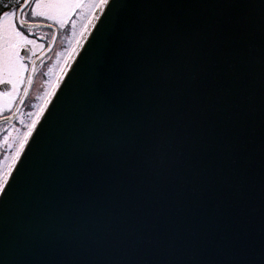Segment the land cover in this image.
I'll return each mask as SVG.
<instances>
[{
    "label": "water",
    "instance_id": "obj_1",
    "mask_svg": "<svg viewBox=\"0 0 264 264\" xmlns=\"http://www.w3.org/2000/svg\"><path fill=\"white\" fill-rule=\"evenodd\" d=\"M116 4L0 195V264H264L260 0ZM177 19L224 43L172 73Z\"/></svg>",
    "mask_w": 264,
    "mask_h": 264
},
{
    "label": "snow or ice",
    "instance_id": "obj_2",
    "mask_svg": "<svg viewBox=\"0 0 264 264\" xmlns=\"http://www.w3.org/2000/svg\"><path fill=\"white\" fill-rule=\"evenodd\" d=\"M264 9V0H260ZM116 0H0V149L4 157L0 159V195H7L12 182L17 179L14 170L19 171L22 154L30 147L34 133L39 135L38 125L51 114L50 105L55 107L53 98L59 99L57 90L68 74L85 42L89 37L102 44L104 36L101 26L105 25L114 9ZM243 22L237 31L243 32ZM46 30V31H45ZM174 49L167 53L166 71L176 73L190 68L182 62L193 42L207 41L210 50L224 43L223 37L205 21L193 24L177 19L172 22ZM260 57L264 63V22L261 25ZM67 47L56 51L57 41ZM90 42V41H89ZM55 56L54 64L49 63ZM47 67V71H42ZM57 68L53 78V69ZM75 69H73L74 71ZM40 75L43 91L37 95V104L32 111L25 112L29 91ZM200 108L199 98L194 99L192 112ZM5 113H8L5 115ZM19 121L17 128L14 121ZM167 136H160L154 144L158 151L165 150Z\"/></svg>",
    "mask_w": 264,
    "mask_h": 264
},
{
    "label": "rangeland",
    "instance_id": "obj_3",
    "mask_svg": "<svg viewBox=\"0 0 264 264\" xmlns=\"http://www.w3.org/2000/svg\"><path fill=\"white\" fill-rule=\"evenodd\" d=\"M64 47H67V44H66V42L65 43H61V41H57V46H56V51H60V50H62V48H64ZM55 56L53 55V57H52V61H50L49 63H52V64H54V62H55ZM42 71H47V67H45V68H43L42 69ZM58 71V69L57 68H54L53 69V78H54V75H55V72H57ZM47 77H42V76H40V75H38L37 77H36V82H35V84L33 85V87L31 88V90H30V93H29V97H28V100H27V105L28 106H26L25 108H24V111L25 112H29V111H32L33 109L30 107V105H32V104H37V103H39V101L36 99V97H37V95H39L42 91H43V87H42V80L43 79H46ZM8 113H5V115H7ZM14 124H15V126L17 127V128H19V127H21V125H20V123H19V121L17 120V121H14L13 122ZM5 133H0V138H2V136L4 135ZM4 149H0V159H3V157H4Z\"/></svg>",
    "mask_w": 264,
    "mask_h": 264
},
{
    "label": "flooded vegetation",
    "instance_id": "obj_4",
    "mask_svg": "<svg viewBox=\"0 0 264 264\" xmlns=\"http://www.w3.org/2000/svg\"><path fill=\"white\" fill-rule=\"evenodd\" d=\"M46 31V30H45ZM30 93V92H29Z\"/></svg>",
    "mask_w": 264,
    "mask_h": 264
}]
</instances>
